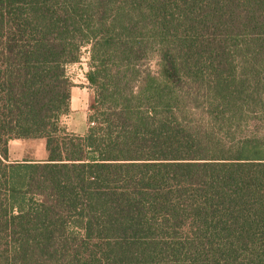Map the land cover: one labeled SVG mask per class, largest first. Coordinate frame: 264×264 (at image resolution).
<instances>
[{"label": "trees", "instance_id": "obj_1", "mask_svg": "<svg viewBox=\"0 0 264 264\" xmlns=\"http://www.w3.org/2000/svg\"><path fill=\"white\" fill-rule=\"evenodd\" d=\"M0 264H264V0H0Z\"/></svg>", "mask_w": 264, "mask_h": 264}, {"label": "rangeland", "instance_id": "obj_2", "mask_svg": "<svg viewBox=\"0 0 264 264\" xmlns=\"http://www.w3.org/2000/svg\"><path fill=\"white\" fill-rule=\"evenodd\" d=\"M90 50L91 45L84 46L80 60L67 65V74L74 84V107H77L78 110L75 111L76 114L72 113L70 117H64L63 124L67 126L70 131L71 129L75 130V125L78 124L79 128L76 129L80 130L78 131L79 134H83V132L87 131L86 129L97 124L96 120L92 121L89 118L93 113L97 112L95 108V91L90 87V83H86L88 81L87 73L90 68ZM148 66L156 70V59L153 58V60L148 63ZM9 146L12 153L10 154V160H35L40 158L45 143L44 139H15L10 141Z\"/></svg>", "mask_w": 264, "mask_h": 264}, {"label": "crops", "instance_id": "obj_3", "mask_svg": "<svg viewBox=\"0 0 264 264\" xmlns=\"http://www.w3.org/2000/svg\"><path fill=\"white\" fill-rule=\"evenodd\" d=\"M86 83H89V81H87ZM86 83H84V84H86ZM91 87V86H90ZM73 89H74V87H73ZM73 89H72V99H71V112H70V114L68 115V116H66V117H70L71 115H72V113H75V111H77L78 110V108L76 107H74V100H73V95H74V92H73ZM76 114V113H75ZM76 126V128H79V125L78 124H76L75 125ZM70 128V127H69ZM75 128V130H73V129H71V131H73V132H76V133H78V131H80V130H78V129H76ZM80 129H81V127H80ZM86 130H88V129H86ZM86 132V131H85ZM85 132H83V134L85 133ZM80 134H82V133H80ZM13 140H15V139H13ZM29 140H31V139H29ZM44 143H45V140H44ZM10 154H12L11 153V148H10V146H9V156H10ZM46 160H48V152H47V149H46V144H45V146L43 147V151L41 152V156H40V158L39 159H35V160H29V161H41V162H44V161H46ZM16 161H18V160H16ZM21 161H25V160H21Z\"/></svg>", "mask_w": 264, "mask_h": 264}]
</instances>
